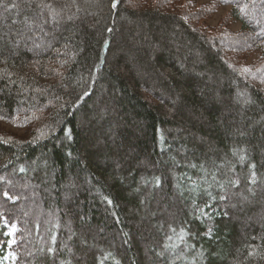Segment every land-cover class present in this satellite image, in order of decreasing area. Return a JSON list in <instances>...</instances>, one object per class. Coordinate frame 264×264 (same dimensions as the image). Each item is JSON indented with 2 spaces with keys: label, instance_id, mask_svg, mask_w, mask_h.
I'll list each match as a JSON object with an SVG mask.
<instances>
[{
  "label": "trees",
  "instance_id": "trees-1",
  "mask_svg": "<svg viewBox=\"0 0 264 264\" xmlns=\"http://www.w3.org/2000/svg\"><path fill=\"white\" fill-rule=\"evenodd\" d=\"M0 124L8 264H264V0H0Z\"/></svg>",
  "mask_w": 264,
  "mask_h": 264
},
{
  "label": "rangeland",
  "instance_id": "rangeland-1",
  "mask_svg": "<svg viewBox=\"0 0 264 264\" xmlns=\"http://www.w3.org/2000/svg\"><path fill=\"white\" fill-rule=\"evenodd\" d=\"M196 1L198 4H210L211 2H213L214 0H193ZM230 10V6L229 5H222L220 6L216 12L212 15V17L206 21L207 25H217L219 22H221L224 17L226 16V14L229 12ZM230 26L233 30H239L242 27V23L240 22V20L238 19H233L230 23ZM2 125V124H0ZM8 130L11 129V126H9L8 124L4 125ZM151 230L149 231L148 234H151ZM94 236L98 237V235L100 234V231L96 230L94 232H92ZM144 237L141 238L139 241L141 248L143 249V252L145 253L144 257L147 260L148 264L150 263V256L147 253V247H148V243L144 242ZM12 257L10 254L6 255L4 257L3 260L0 259V264H8L11 261Z\"/></svg>",
  "mask_w": 264,
  "mask_h": 264
},
{
  "label": "snow or ice",
  "instance_id": "snow-or-ice-1",
  "mask_svg": "<svg viewBox=\"0 0 264 264\" xmlns=\"http://www.w3.org/2000/svg\"><path fill=\"white\" fill-rule=\"evenodd\" d=\"M115 6V5H114Z\"/></svg>",
  "mask_w": 264,
  "mask_h": 264
}]
</instances>
